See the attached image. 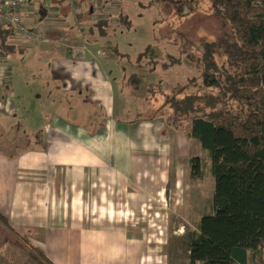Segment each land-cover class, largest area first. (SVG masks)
Returning <instances> with one entry per match:
<instances>
[{"label":"crops","instance_id":"obj_1","mask_svg":"<svg viewBox=\"0 0 264 264\" xmlns=\"http://www.w3.org/2000/svg\"><path fill=\"white\" fill-rule=\"evenodd\" d=\"M89 1L24 0L19 12L27 27L46 33L61 9L71 6L78 15ZM11 39L15 50L35 48L18 33ZM43 48L53 54L52 46ZM52 57L65 65L57 72L59 90L98 106L103 113L97 116H104L97 123L76 120L79 105L72 107L67 96L39 140L33 137L44 119L40 112L37 123L29 122L32 110L19 95L6 104V111L17 106L15 119L29 125L31 138L20 151L0 148V264H38L34 248L54 264H178L182 245L189 259L186 234L194 230L179 239L170 235V222L175 212L189 217L197 205L199 215L206 211L191 199L192 188L197 194L202 188L193 185L201 175L191 167L194 138L165 128L162 118L137 117L129 126L115 121L114 86L92 52ZM6 97L0 89V108ZM255 263L264 264L251 255L247 264Z\"/></svg>","mask_w":264,"mask_h":264},{"label":"rangeland","instance_id":"obj_2","mask_svg":"<svg viewBox=\"0 0 264 264\" xmlns=\"http://www.w3.org/2000/svg\"><path fill=\"white\" fill-rule=\"evenodd\" d=\"M92 2L86 7L83 6L85 9L82 7V12L78 15L71 6L61 9V13L56 15V22L50 25L46 33L42 29L38 30L40 37L19 35L35 42V48L22 46L23 48L15 50L10 46L8 56L0 58V89H4L7 94L6 103L0 108L2 150L20 151L30 145L29 125L22 121L19 124L15 119L17 106L12 108L11 105L6 111V104L15 102L14 96L19 95L24 104L32 110L33 118L29 122L34 120V123H37L40 119L39 112L44 117L38 123L40 129L33 137L39 140L44 135L45 123H52V115L60 111L58 106H61L67 96L70 97L72 107L79 105L75 110V113H80L76 120L80 119L82 122L87 119L97 123V119L104 116H97L103 113L98 106L90 102L83 104L80 96L65 94L59 90L58 87H61L62 83L57 72L65 65L53 59L52 55L55 53L68 50L74 53L77 48H80L81 52L82 49L92 52V59L106 72L107 82L114 86V120L124 122L127 126L137 117H147L153 112V109H149L153 106L150 107L149 104L156 106V103L160 102L162 97L159 93L169 92L181 85L189 87L192 84V91L197 88V83L202 80L198 78L199 71L189 53L194 57L201 54L204 42L216 43L215 53L220 61L227 58L224 51L229 40H233L231 27L214 9L211 0H198L196 3L192 1L193 10L187 3L181 2L180 7H175L172 2L169 4L168 0ZM90 14L94 15L91 17ZM100 19L105 20L107 26L103 33L92 29L93 23ZM76 21L79 23L75 24ZM82 23L89 29H80ZM52 30L56 31L53 35L50 34ZM11 40L14 39H9ZM150 45H153L154 53L150 57L142 56L141 53ZM42 46H52L53 54L44 52L45 48L42 49ZM115 48H118L120 56L124 58L115 52ZM172 56L179 58V61L173 62ZM152 83L155 84L156 90L149 99L147 89ZM190 151L191 158L199 156L201 159V175L197 176L193 185L202 184L200 194L196 193L195 187L192 188L191 199L200 202V208L202 204V211L206 210L205 214L213 213V156L196 138L190 144ZM197 206L192 209L189 217L175 212V218L170 219V235L181 239L185 232L197 231L201 217L205 215H199L200 211L198 210V213L195 210ZM179 244L183 243L179 241ZM22 246L25 247L21 248L22 250L29 248L25 243ZM175 247L179 250L177 245ZM34 250L37 254L34 258L38 264L50 263L42 252L36 248ZM178 254V264H186L189 259L185 246H181Z\"/></svg>","mask_w":264,"mask_h":264},{"label":"trees","instance_id":"obj_3","mask_svg":"<svg viewBox=\"0 0 264 264\" xmlns=\"http://www.w3.org/2000/svg\"><path fill=\"white\" fill-rule=\"evenodd\" d=\"M168 1L175 7L187 3L193 10L191 2L198 0ZM211 1L231 27L226 60L217 58L216 43L204 42L196 57L189 53L202 81L194 91L190 84L159 93L162 99L149 104L153 112L147 119L162 118L165 128L198 139L213 156L214 212L203 215L198 230L186 234L189 264H247L251 255L264 262V0ZM104 21L94 22L92 29L103 33ZM11 31L0 25L6 54L15 49ZM152 47L142 56L150 57ZM115 52L120 56L118 48ZM155 90L150 84L149 99ZM191 167L193 174L201 171L199 156L191 158Z\"/></svg>","mask_w":264,"mask_h":264},{"label":"built area","instance_id":"obj_4","mask_svg":"<svg viewBox=\"0 0 264 264\" xmlns=\"http://www.w3.org/2000/svg\"><path fill=\"white\" fill-rule=\"evenodd\" d=\"M24 0H0V25L11 27L12 35L18 33L26 37H40L37 29H31L25 24L19 6Z\"/></svg>","mask_w":264,"mask_h":264}]
</instances>
